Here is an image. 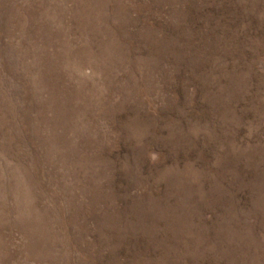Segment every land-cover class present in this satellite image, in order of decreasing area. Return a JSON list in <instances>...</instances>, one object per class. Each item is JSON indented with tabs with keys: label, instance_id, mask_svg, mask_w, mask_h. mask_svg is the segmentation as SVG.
I'll use <instances>...</instances> for the list:
<instances>
[{
	"label": "rangeland",
	"instance_id": "1",
	"mask_svg": "<svg viewBox=\"0 0 264 264\" xmlns=\"http://www.w3.org/2000/svg\"><path fill=\"white\" fill-rule=\"evenodd\" d=\"M0 264H264V0H0Z\"/></svg>",
	"mask_w": 264,
	"mask_h": 264
}]
</instances>
